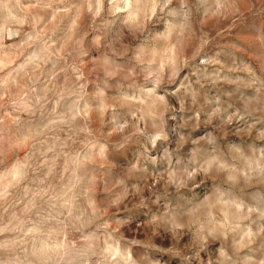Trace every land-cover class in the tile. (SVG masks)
<instances>
[{
	"label": "clouds",
	"instance_id": "1",
	"mask_svg": "<svg viewBox=\"0 0 264 264\" xmlns=\"http://www.w3.org/2000/svg\"><path fill=\"white\" fill-rule=\"evenodd\" d=\"M0 264H264V0H0Z\"/></svg>",
	"mask_w": 264,
	"mask_h": 264
}]
</instances>
